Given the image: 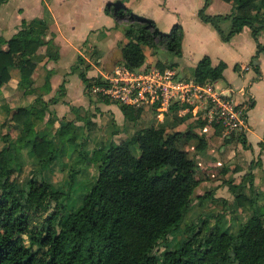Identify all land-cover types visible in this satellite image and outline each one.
<instances>
[{
	"label": "trees",
	"instance_id": "trees-1",
	"mask_svg": "<svg viewBox=\"0 0 264 264\" xmlns=\"http://www.w3.org/2000/svg\"><path fill=\"white\" fill-rule=\"evenodd\" d=\"M222 1L231 5L229 13L207 14L205 9L210 0H204L197 18L210 24L223 42L248 27L256 43L248 66L257 72V56L264 51V42L258 41L264 30V0ZM104 12L113 19H125L126 43L120 54L128 69L136 70L143 65L146 47L154 53L162 51L170 58L181 56L180 24H173L163 33L151 19L129 12L120 2L107 5ZM227 20L230 27L224 32L221 24ZM46 37L47 25L43 20L20 21L17 32L0 49V89L9 82L10 70L16 69L18 88L24 93L31 92L37 50L44 46L47 60L58 57L53 35ZM77 61L82 67L78 76L87 90L90 85L85 77L87 65L80 57ZM154 65L163 70L175 64L156 60ZM225 67L223 61L213 66L205 55L193 68L192 81L202 85L221 80ZM100 99L116 103L125 121L133 126L140 123L143 107ZM241 105L236 108L241 109ZM252 105L250 100L246 109ZM1 106L6 115L1 124L7 129L0 132V264H264V191L254 185L250 168L243 174V180L247 178L245 182L233 184L228 180L234 195V214L239 208L248 213L246 219L234 216V221H239L234 232L220 215L215 216L213 225L204 216L185 225L181 230L183 237L178 238L176 231L199 183L195 174L197 164L189 157L186 147L196 140V150L205 148L204 128L198 135L192 122L184 130L170 132L150 125L118 142L94 144L85 156L97 166L95 179L89 190L79 196L77 205H68L65 200L69 191L53 189L39 174L42 168L63 164L64 158H69L71 150L67 152L65 146H87V138L77 143L72 121L61 120L53 133L37 129L46 111L41 98L29 108ZM241 110L245 119L246 111ZM180 117L185 121L190 113ZM204 121L198 122L199 127H204ZM88 124L91 122L87 120L85 125ZM209 125L214 134L221 135L222 127L218 123ZM12 130L16 132L14 138L10 134ZM241 139L245 146V138ZM131 144L137 145L138 156L132 154ZM258 145L264 146V131ZM22 151L34 158L39 168L18 184L15 174L21 171L18 157ZM82 153L76 151L75 158H82ZM57 156L63 158L60 163ZM74 175L72 172L65 186L73 187ZM206 198L224 203L209 192L196 195L199 203ZM159 247L163 248L159 250Z\"/></svg>",
	"mask_w": 264,
	"mask_h": 264
},
{
	"label": "crops",
	"instance_id": "crops-1",
	"mask_svg": "<svg viewBox=\"0 0 264 264\" xmlns=\"http://www.w3.org/2000/svg\"><path fill=\"white\" fill-rule=\"evenodd\" d=\"M8 1L0 0V49H4L5 40L17 32L22 19L38 18L47 25L46 38H49L50 34L53 35L52 42L58 57L56 60H47L44 57L45 47L42 46L37 50L34 57L35 68L31 74L33 83L30 93H24L18 88V71L10 70L9 82L0 89V121L3 122L5 117L1 104L12 108L18 106L29 108L35 105L36 99L41 98L45 102L46 111L43 119L37 123V125L42 123L43 126L38 128L36 125L37 129L41 132L53 133L59 122L65 120L72 121L77 129L86 131L82 121L87 119L91 122L85 127L87 128L85 134L89 138L87 139L88 147L92 143L104 140L118 142L127 138V134L125 135L122 131L127 125L131 126L130 133L150 125L163 128L166 132L185 129L187 119L180 120L181 117L175 113V106L165 113L161 122H156L155 112L150 107L144 108L140 116V125L135 129L131 123L125 121L116 103H105L100 99L101 97L85 90L78 76L82 67H79L77 59L80 57L87 65L85 77L88 80L96 74L97 70H108L114 64L121 62L120 48L126 43L123 35L124 25H122L125 23L124 18L122 20L111 18L104 12L106 6L102 3L99 7V15L104 23L100 21L97 24L92 23L89 21L90 15L83 18L81 22H75L72 18L73 12L69 9L71 4L69 0H48L47 2L36 0L41 13L26 17L27 13L21 4L14 3L9 6ZM116 2H120L133 14L151 19L158 30L159 24L164 26L162 31L170 29L173 24H180L182 27L180 57L159 58L158 53L155 54L151 50V55L145 57L140 68H143L147 62L153 65L156 60L173 62L175 65L172 68L176 71L178 78L192 80L193 68L205 55L210 58L213 66L219 61L226 64L221 79L226 85L221 89L229 91L235 103L242 104V107L245 105L244 101L248 99L253 102L252 107L246 109L245 146L237 142L236 151H234V155L237 153L234 168L237 167L236 172L243 174L250 168L253 175L257 176L260 173L264 176V146L260 148L258 145L264 131V51L257 56V72H255L251 66H248L250 58L256 51V43L249 28L243 27L229 41H221L210 24L201 22L197 18V11L202 7L204 0H116ZM110 4L112 3L108 1L107 5ZM230 11L231 5L222 0H210L205 9V12L210 15L227 14ZM118 23L121 29H117ZM229 27V20L221 24L224 32H227ZM258 41L264 42V30L260 32ZM187 75L188 77H185ZM217 83L215 81L211 84L215 86ZM92 109L99 113L94 116L95 111ZM256 110L258 112L253 117L252 113ZM48 119L53 122H49ZM91 125L93 128L95 126L96 130H91ZM101 127H111L113 131L109 133L106 129L100 133ZM203 131L208 137L207 140H211V129H203ZM217 138L220 137L217 136ZM239 167H242L241 171ZM254 185L259 187L256 182ZM259 188L264 191L262 187Z\"/></svg>",
	"mask_w": 264,
	"mask_h": 264
},
{
	"label": "rangeland",
	"instance_id": "rangeland-1",
	"mask_svg": "<svg viewBox=\"0 0 264 264\" xmlns=\"http://www.w3.org/2000/svg\"><path fill=\"white\" fill-rule=\"evenodd\" d=\"M48 1V0H44ZM111 2L112 4L115 3L116 0H69L70 8L72 10V18L75 22H81L83 18L88 17L89 15L91 18L89 21H91L94 24L104 23L102 22L100 15H99V7L103 3V5L107 6V2ZM14 3L18 5H22L25 8L26 11V17H31L40 14L38 4L36 3V0H9L8 5L12 6ZM109 6V5H108ZM217 6H215L216 8ZM9 19H11V16H9ZM116 20H122V18H118ZM115 21H113L114 23ZM122 25H125L122 24ZM124 27V26H123ZM159 31L161 32H167L169 29H164V26L162 24H159L158 26ZM117 29H121L120 24L118 23ZM151 49L145 48V54L146 57L150 54ZM152 52V51H151ZM158 57H165L169 59L168 55H164L162 51H157ZM155 53V54H156ZM151 65L150 63H145L144 67ZM14 71V70H13ZM226 75H228V72H226ZM185 77H188L185 76ZM188 80H191L188 78ZM218 83L214 86L216 90H224L223 88L226 84L224 80H218ZM228 97L233 101L234 105H239L235 103V99L232 95L229 94V91L224 90ZM250 99L244 101V107L241 105V109H244L246 111V107L248 105ZM94 110V109H92ZM95 111V110H94ZM258 110L255 111V113H252V116L254 117V114H257ZM96 113H99L98 111L94 112V116ZM246 114V113H245ZM6 118V115L4 117V120ZM89 119V118H88ZM1 120V119H0ZM3 120V121H4ZM87 120V119H86ZM85 120V121H86ZM246 120V118H245ZM85 121H82L83 127L86 131L80 130V128H76V137L78 139L77 143L80 144L81 141L84 139H89L85 132H87L86 125L84 124ZM199 121H201L199 119ZM195 121L192 116H190L187 119V123L192 122L196 125V131L197 134L200 135L202 131H200L202 128L204 129H211L212 132V139L207 140V136L205 137V148L202 150H196L194 145L196 144V140H191L186 149L188 151L189 157L194 159V161L197 164L195 174L196 178L198 179L199 183L198 186L194 190V194L191 196L192 202L190 207L187 210V213L184 217V220L181 224L180 229H178L177 235L179 240L183 237V234L181 232L182 228L185 225H189L191 223H195L199 220V218H202L204 216H208V223L210 225H213L215 223L216 217L220 215L223 219V223L228 226L230 231L234 232L236 228L238 227L239 221H234V216H240V219H246L248 213L247 211L243 210L242 208H239L237 210V213L234 214V195L229 189L228 180L232 181L233 184H237L239 182H243V173L236 172L237 167L234 168V162H235V156L234 151H236V144L237 142L241 143V138H245V130L247 129L246 124L244 125V129H236L234 132H230L229 134H222L216 135L214 133V129L212 126L209 125V123L204 120L206 124L204 127H199L198 122ZM2 121H0L1 123ZM3 124V122H2ZM0 124V132H5L7 129L6 125L4 126ZM132 124V123H131ZM98 127V123L95 124ZM133 125V124H132ZM140 124L134 125V128L137 129ZM2 126V128H1ZM41 125H37L39 128ZM103 126V125H102ZM131 127V126H130ZM129 125L124 126L122 129L123 133L125 135L130 133ZM96 127L91 125V130H96ZM99 129V128H98ZM109 131L111 133L113 130L112 128L107 127H101L102 131ZM204 132V131H203ZM11 137H15L16 132L14 130L11 131ZM205 134V133H204ZM220 137L219 139L217 138ZM211 138V137H209ZM225 138H229V141H225ZM105 141V140H104ZM1 144V143H0ZM94 144L92 143L89 147L85 145H71L70 147L65 146V149L67 152L70 150L69 158L65 160L63 164H52L49 167L42 168V172H40L39 175L43 176L45 180L50 182L52 184L53 189L59 188V189H66L69 191V198L65 200V203L68 205H77L78 204V198L81 196L82 193L89 190L90 186L92 185L95 175H96V165L93 162H90L89 159L85 156V152L88 149L90 152L91 148ZM88 145V144H87ZM88 147V148H87ZM69 150V151H68ZM130 150L134 156H138L139 150L136 144L130 145ZM79 151H82L83 157L82 158H75V154ZM58 159L59 163L63 159L61 157H56ZM18 162L21 165V171L16 175V180L18 184H22L31 174L35 172L39 167L37 165V162L34 160V158H31L28 156V154L25 151L21 152V155L18 157ZM72 168V169H71ZM239 171H241L242 167H239ZM74 172L73 176V187L65 186L67 185V182L71 178V173ZM247 179V178H246ZM245 179V181H246ZM244 181V182H245ZM257 183L259 187H262L264 189V176L262 174H256L253 175V183ZM257 187V186H256ZM257 187V189L259 188ZM206 192H209L211 196L215 199H221L224 201V203L220 202L219 204L210 201L209 198H206L202 200L203 202L199 203L196 199L197 194H205ZM172 242V241H171ZM163 247H159V250H161Z\"/></svg>",
	"mask_w": 264,
	"mask_h": 264
},
{
	"label": "built area",
	"instance_id": "built-area-1",
	"mask_svg": "<svg viewBox=\"0 0 264 264\" xmlns=\"http://www.w3.org/2000/svg\"><path fill=\"white\" fill-rule=\"evenodd\" d=\"M89 82L87 91L92 95L133 107H150L156 122L175 106L179 116L189 112L194 119L218 123L223 135L245 125L242 110L224 90H216L211 83L180 79L170 67L160 70L153 64L130 70L121 61L108 70H97Z\"/></svg>",
	"mask_w": 264,
	"mask_h": 264
}]
</instances>
